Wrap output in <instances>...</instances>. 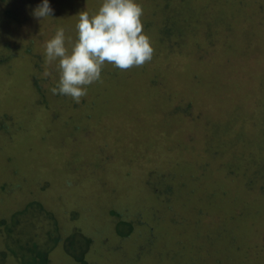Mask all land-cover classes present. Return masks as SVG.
I'll use <instances>...</instances> for the list:
<instances>
[{
	"label": "rangeland",
	"instance_id": "1",
	"mask_svg": "<svg viewBox=\"0 0 264 264\" xmlns=\"http://www.w3.org/2000/svg\"><path fill=\"white\" fill-rule=\"evenodd\" d=\"M136 2L152 59L105 63L77 103L52 95L45 44L59 27L74 42L102 0H50L40 23V0H0V123L23 124L0 130V219L34 198L93 239L90 264H264V0ZM61 155L83 174L74 192L49 161ZM61 248L52 263L70 264Z\"/></svg>",
	"mask_w": 264,
	"mask_h": 264
},
{
	"label": "clouds",
	"instance_id": "2",
	"mask_svg": "<svg viewBox=\"0 0 264 264\" xmlns=\"http://www.w3.org/2000/svg\"><path fill=\"white\" fill-rule=\"evenodd\" d=\"M55 9L50 0H40L33 17L40 23L52 19ZM143 9L136 0H102L98 11H81L76 24V39L59 27L45 44L49 63L59 61V80L52 95L71 97L79 103L88 86L101 80L105 63L127 70L150 61L154 49L143 34ZM54 20V19H52ZM71 45V51L66 45Z\"/></svg>",
	"mask_w": 264,
	"mask_h": 264
},
{
	"label": "trees",
	"instance_id": "3",
	"mask_svg": "<svg viewBox=\"0 0 264 264\" xmlns=\"http://www.w3.org/2000/svg\"><path fill=\"white\" fill-rule=\"evenodd\" d=\"M165 30H167V27ZM164 32L166 33L167 31ZM45 102L47 101L44 99L39 100L40 104H44ZM22 126L23 124L16 125L7 120L0 123V130H3L4 127V131L9 133L10 131L13 132L15 128ZM68 157L69 155H61L60 158L51 157L49 161L54 165V171L63 175L62 179L65 188L62 187V191L74 192L80 186L79 180H83L81 178L83 174L81 173V176L77 175L78 173L74 171V167H76L78 161H74V159ZM40 184V189H43V187L41 188L42 183ZM199 192L195 191V193ZM217 194L214 193L213 195L217 196ZM31 200L32 202L21 211L13 213L10 219H0V264H53L49 253L58 245H61V250L70 264H90L88 257L92 253L93 239L87 238L79 227H69L67 235L63 231L61 232L54 215L46 211L36 199L32 198ZM88 200H83L87 201L86 203L80 201V204L86 209L85 211L91 212L92 209ZM102 209L97 208L99 217H96L107 219L104 218L106 211ZM115 213L114 211L109 212L111 216L115 215ZM116 214L120 218L119 214ZM73 215L71 213V216ZM85 218L89 219L90 217H84L81 219V222ZM44 220L47 221V225ZM22 222L24 225L20 226ZM127 227L128 230L126 229ZM115 229L119 235H125V233H129L132 229V224L126 218L119 219L116 221ZM28 230H31V235L27 234ZM41 234H43V237L40 236Z\"/></svg>",
	"mask_w": 264,
	"mask_h": 264
}]
</instances>
